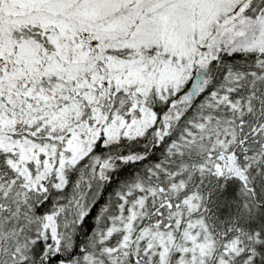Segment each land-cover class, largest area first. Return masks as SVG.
Wrapping results in <instances>:
<instances>
[{
  "label": "snow or ice",
  "instance_id": "1",
  "mask_svg": "<svg viewBox=\"0 0 264 264\" xmlns=\"http://www.w3.org/2000/svg\"><path fill=\"white\" fill-rule=\"evenodd\" d=\"M0 264H264V0H0Z\"/></svg>",
  "mask_w": 264,
  "mask_h": 264
}]
</instances>
